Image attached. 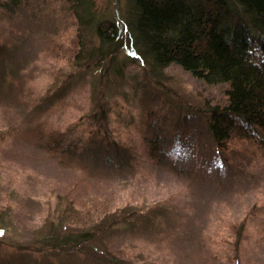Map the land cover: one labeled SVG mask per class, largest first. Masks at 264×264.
<instances>
[{"label": "rangeland", "instance_id": "rangeland-1", "mask_svg": "<svg viewBox=\"0 0 264 264\" xmlns=\"http://www.w3.org/2000/svg\"><path fill=\"white\" fill-rule=\"evenodd\" d=\"M91 2L94 22L120 23L123 39L130 38V0ZM75 11L67 0H22L18 6L0 7V43L5 46L0 55V264H19V257L27 255L36 262L26 264H104L99 244L72 251L70 245L63 250L49 241L60 233L59 209L72 205L82 221L92 222L124 208L143 212L158 203L172 217L148 230V236L112 239L113 246L135 263L237 264V258L238 264H264V178L259 174L263 162L250 154L249 162L241 160L237 153L246 141L239 140L229 156L238 160L239 168L223 170L202 125L196 123L206 107L224 103L226 86L206 85L174 65L156 78L139 61L125 64L121 81H110L101 90L114 137L138 155L132 168L87 159L88 170L80 172L60 165L26 134L25 128L33 124L72 127L78 119L85 120L97 100L89 92V78H77L55 93L64 96L61 102L42 103L47 92L56 90V78L71 73L76 45L81 42L83 55L97 44L92 28L78 25ZM124 28L127 32L121 31ZM115 56L122 62L124 50L118 48ZM4 70L11 76L6 82ZM152 110L156 114L148 112ZM178 119L183 121L179 130L191 132L187 146L180 149L173 144L170 125ZM145 120L157 124L165 152L182 150L181 159L176 157L183 160L181 168L169 167L166 160L155 165L145 158ZM242 222L245 231L235 257L230 245ZM202 239L204 250L196 247ZM49 243L51 249L46 248ZM196 249L212 261L188 262L186 254Z\"/></svg>", "mask_w": 264, "mask_h": 264}, {"label": "trees", "instance_id": "trees-1", "mask_svg": "<svg viewBox=\"0 0 264 264\" xmlns=\"http://www.w3.org/2000/svg\"><path fill=\"white\" fill-rule=\"evenodd\" d=\"M21 1L0 0V7L18 6ZM130 1L132 25L128 32L130 38L124 40L120 23L94 22L91 0H67L77 10L78 25L86 30L92 28L97 44L85 52L83 50V55L79 53L81 42L76 45L71 73L56 78V90L49 94L51 99H48L47 92L42 103L47 100L49 105L54 101L61 102L64 96L59 93L55 97V93L61 91L65 83L77 78L85 81L89 78V92L97 100L85 120L78 119L72 127L46 129L42 123L33 124L25 128L26 134H32L33 142L60 165L76 167L80 172L88 170L87 159H99L100 163L118 169L131 167L138 155L119 142L109 128L110 111L101 88L110 81L120 82L125 64L134 65L139 61L156 78L174 65L206 85L226 86L224 103L206 107L203 114L196 117V123L202 125L223 170L229 171L231 166L239 168L238 160L233 157L231 161L229 156L238 147L235 145L237 141H246L237 155L248 162L246 154L260 158L263 164L259 174L264 178V0ZM121 31L127 32V28ZM4 47L0 43L1 56ZM118 48L125 53L122 62L116 60ZM3 74L4 82L11 79L5 70ZM148 112L156 114L153 110ZM146 123L149 124L143 149L145 158L155 165H162L166 160L169 167L181 166L182 150L165 152L162 132L157 131V124L154 121ZM182 123L180 119L173 124L170 120L175 135L172 141L180 145L178 149L187 146L185 140L191 133L186 135L187 132L179 130ZM74 210L72 205L59 209L61 215L56 230L60 233L49 236V241L63 250L70 245L72 251L99 244L102 249L100 262L104 264H152L147 261L135 263L122 249L113 246L112 239L134 234L148 236V230H155L161 221L172 217L170 210L160 203L143 212H138L139 208H124L119 214L111 213L92 222L82 221ZM245 225V222L240 223L233 234L234 241L230 246L235 257L240 251ZM201 241L203 239L196 243V247L204 250ZM51 247L50 243L46 246ZM199 249L186 254V260L212 261V257L201 254ZM19 258V264L36 262L28 255ZM234 262L238 264L239 260L235 258Z\"/></svg>", "mask_w": 264, "mask_h": 264}]
</instances>
